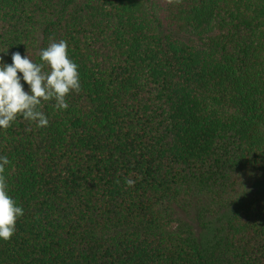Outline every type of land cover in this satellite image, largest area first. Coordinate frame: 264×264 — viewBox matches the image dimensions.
Instances as JSON below:
<instances>
[{"label":"trees","instance_id":"trees-1","mask_svg":"<svg viewBox=\"0 0 264 264\" xmlns=\"http://www.w3.org/2000/svg\"><path fill=\"white\" fill-rule=\"evenodd\" d=\"M60 40L81 91L0 130V264H264V0H0L3 62Z\"/></svg>","mask_w":264,"mask_h":264},{"label":"clouds","instance_id":"clouds-1","mask_svg":"<svg viewBox=\"0 0 264 264\" xmlns=\"http://www.w3.org/2000/svg\"><path fill=\"white\" fill-rule=\"evenodd\" d=\"M39 59V63H34L27 54L22 56L17 51L11 55V64L0 60V130L11 127L18 117L37 128H45L48 119L40 110L42 103L54 101V108L62 112L69 108L66 97L81 91L78 65L68 56L67 41L51 42L40 50ZM9 165V158L0 155V241L3 242L15 235L16 223L24 215L23 208L9 194L5 174ZM127 184L131 187L134 181L129 179Z\"/></svg>","mask_w":264,"mask_h":264}]
</instances>
